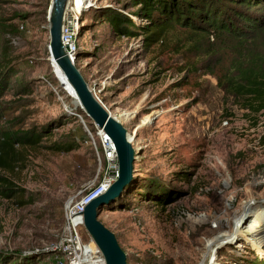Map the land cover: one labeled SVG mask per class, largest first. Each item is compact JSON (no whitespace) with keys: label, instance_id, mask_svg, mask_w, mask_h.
Returning a JSON list of instances; mask_svg holds the SVG:
<instances>
[{"label":"rangeland","instance_id":"374dc122","mask_svg":"<svg viewBox=\"0 0 264 264\" xmlns=\"http://www.w3.org/2000/svg\"><path fill=\"white\" fill-rule=\"evenodd\" d=\"M49 1L0 0V18L17 26L14 34L0 31V54L13 70L0 98V129L35 127L46 134L13 179L30 201L18 205L0 197V252L15 257L8 264L21 256H32V264H55L51 248L61 238L63 202L100 170L96 126L54 73L47 49ZM82 2L78 12L69 2L70 10L65 8L77 18L74 65L133 138L129 190L139 192L145 182L174 193L163 205L127 194L99 211L125 264L263 260L264 113L256 121L245 116L224 89L236 59L232 42L210 37L190 47L186 30L174 28L162 44L145 48L140 36H117L102 20L107 9L131 12L127 0ZM52 142L72 148L48 150ZM78 231L87 239L84 229Z\"/></svg>","mask_w":264,"mask_h":264},{"label":"trees","instance_id":"16d2710c","mask_svg":"<svg viewBox=\"0 0 264 264\" xmlns=\"http://www.w3.org/2000/svg\"><path fill=\"white\" fill-rule=\"evenodd\" d=\"M127 3L134 7L131 12L107 9L102 20L117 36H140L141 45L145 48L162 44L168 32L174 28L186 30L190 47H196L201 40L205 38L208 41L210 37L221 44L232 42L236 59L224 77V89L232 95L238 107L246 111L245 116L256 121L264 113V0H127ZM18 15L14 14L13 17ZM7 20L0 18V31L14 34L17 26L7 23ZM4 54H0V98L8 86L10 74H13ZM78 55L77 50L75 57ZM2 115L3 107L0 106V117ZM45 135L44 129L35 127L0 129L1 198L11 199L18 205L30 201L23 196V190L16 186L13 179L25 167L28 150L38 147ZM71 148L72 145L66 142H52L47 147L56 151ZM132 181L133 177L101 209L132 193L137 197H151L159 205L171 202L170 197L174 193L166 186L143 182L139 192H136L129 190ZM14 258L0 252V264H8ZM32 258L21 256L15 264H32ZM257 264H264V258Z\"/></svg>","mask_w":264,"mask_h":264},{"label":"water","instance_id":"95a60500","mask_svg":"<svg viewBox=\"0 0 264 264\" xmlns=\"http://www.w3.org/2000/svg\"><path fill=\"white\" fill-rule=\"evenodd\" d=\"M68 0H50L47 7L48 53L62 72L78 104L91 123L113 144L117 158L116 178L106 190L87 202L81 212L82 227L100 252L103 264H125V253L114 233L98 218L101 206L113 200L130 181L134 148L122 123L110 115L88 87L78 68L71 62L60 42V28Z\"/></svg>","mask_w":264,"mask_h":264},{"label":"built area","instance_id":"2783aa9c","mask_svg":"<svg viewBox=\"0 0 264 264\" xmlns=\"http://www.w3.org/2000/svg\"><path fill=\"white\" fill-rule=\"evenodd\" d=\"M66 13V14H65ZM64 11L60 28V42L71 62L76 60L77 18ZM81 119L80 115L78 116ZM95 127V126H94ZM97 145L100 148V170L77 196L68 197L62 205L61 238L52 246L55 264H103L102 256L89 237L83 238L78 227H82L81 212L84 205L103 193L117 175V158L108 137L95 127Z\"/></svg>","mask_w":264,"mask_h":264},{"label":"bare ground","instance_id":"6f19581e","mask_svg":"<svg viewBox=\"0 0 264 264\" xmlns=\"http://www.w3.org/2000/svg\"><path fill=\"white\" fill-rule=\"evenodd\" d=\"M68 2L74 8V11L75 12H78L80 9H82L81 7L84 5L83 4L84 2H82V0H68ZM66 9L70 10L68 7H66ZM51 61L53 62V64L56 67L54 73H55L56 78L59 79L61 85L63 86V90L73 100V105L75 107L76 106L79 107V104H78L76 95H75L74 91L72 90L71 86L69 85V83L67 82V80L64 78L62 72L58 69V67L56 66V64L54 63V61L52 59H51ZM151 116H152V114L146 115L145 118H144V120L142 121V124L147 123L150 120ZM97 129H99V128H97ZM135 130H137V128ZM128 139L132 143L133 138L131 137V135L129 136V134H128ZM259 214H261V213H259ZM259 214L254 216L253 224H255V225L259 222V220H261L260 219L261 216Z\"/></svg>","mask_w":264,"mask_h":264}]
</instances>
